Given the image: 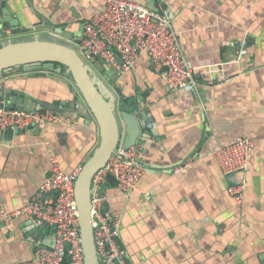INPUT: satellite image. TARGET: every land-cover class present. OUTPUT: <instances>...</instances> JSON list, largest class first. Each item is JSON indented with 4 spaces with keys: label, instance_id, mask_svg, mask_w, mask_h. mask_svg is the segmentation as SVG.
<instances>
[{
    "label": "crops",
    "instance_id": "crops-1",
    "mask_svg": "<svg viewBox=\"0 0 264 264\" xmlns=\"http://www.w3.org/2000/svg\"><path fill=\"white\" fill-rule=\"evenodd\" d=\"M131 1L147 7L151 2ZM105 2L0 0V15L6 7L19 21L16 29L3 25L0 46L35 35L73 44L80 25ZM154 3L171 20L186 59L197 69L198 86L169 91L147 54L129 69L104 74L123 105L137 110L144 128L138 142L145 171L137 190L124 197L117 183L103 182L106 209L120 218L118 244L128 264H264V0ZM98 63L87 64L105 73L109 67ZM64 71L51 77L14 70L2 74L0 84L41 103L71 100L77 89ZM65 111L73 113V123L31 126L0 138V204L8 210L30 200L50 174L52 156L70 172L98 146L93 116L88 121ZM240 136H249L254 146L246 190L236 202L212 150ZM51 235L27 216L0 225V264L33 260L37 242Z\"/></svg>",
    "mask_w": 264,
    "mask_h": 264
},
{
    "label": "built area",
    "instance_id": "built-area-1",
    "mask_svg": "<svg viewBox=\"0 0 264 264\" xmlns=\"http://www.w3.org/2000/svg\"><path fill=\"white\" fill-rule=\"evenodd\" d=\"M78 53L91 61L100 60L107 67L123 71L129 69L141 54H147L153 68L161 71L165 85L172 92L196 90L197 69L186 59L177 32L168 16L130 0H106L103 7L93 11L84 21L80 36L74 42ZM81 55V54H80ZM74 115L52 109L25 110L0 107V132L9 129L43 127L48 124H71ZM253 140L240 136L217 145L212 154L221 172L235 175L227 187L228 194L241 202L246 190L245 172L253 150ZM142 145L124 149L117 145L105 165L92 176L90 185V213L95 250L100 264H128L117 237L120 218L104 207L105 197L100 193L108 175H112L124 197L137 190L145 169L140 162ZM81 166L64 171L57 158L51 157V172L37 187L30 200L15 210L0 204V225L13 218L27 216L35 227H53L52 245L37 242L35 258L12 261L8 264H84L78 209L74 182Z\"/></svg>",
    "mask_w": 264,
    "mask_h": 264
},
{
    "label": "water",
    "instance_id": "water-1",
    "mask_svg": "<svg viewBox=\"0 0 264 264\" xmlns=\"http://www.w3.org/2000/svg\"><path fill=\"white\" fill-rule=\"evenodd\" d=\"M149 3V8L154 7L162 13L161 8L157 3H154V0ZM162 7L165 6L162 5ZM18 23V19L13 17L6 7H3L2 15H0V30L4 24L16 29L19 27ZM82 29L83 23L79 27L77 36L81 34ZM61 32L64 31L61 30ZM55 64H57L58 72L64 67L63 70L70 74L77 89L73 92V99L41 103L0 84V107L30 111L41 109L67 110L79 114L88 121L91 116L96 120L100 134L99 144L92 155L82 164L74 182V193L78 209L79 235L84 264H100L96 255L91 225V179L93 174L105 165L117 145L121 144L122 122L125 124L123 125V127L125 126V137L122 143L124 149L138 143L140 131L144 128L138 122V115H135L137 110H130L128 106H124L125 100H120L119 96L106 84L109 81L104 74H111L114 69H106L105 73L101 70L95 71L83 61L81 55L72 45L55 40L40 39L38 35H35L29 40H9L0 46L1 75L14 70H28L30 76L53 77L49 72L54 69ZM33 70L39 71L32 72ZM142 120L145 123L151 122V118L145 115H142ZM24 130L11 128L7 132H0V138L8 139L11 133L16 134ZM228 177L231 182L234 181L233 175ZM107 178L111 182L117 183L112 175H108ZM103 189L104 185L102 184L101 194H103ZM104 207L106 208L107 205L105 204ZM48 230L54 232L53 227H48ZM45 244L51 246L52 242L49 240Z\"/></svg>",
    "mask_w": 264,
    "mask_h": 264
},
{
    "label": "rangeland",
    "instance_id": "rangeland-1",
    "mask_svg": "<svg viewBox=\"0 0 264 264\" xmlns=\"http://www.w3.org/2000/svg\"><path fill=\"white\" fill-rule=\"evenodd\" d=\"M131 1V0H130ZM133 2H135V1H133ZM149 8V7H148ZM149 9H153L154 10V7L153 8H149ZM157 10V9H156ZM157 11H159V10H157ZM165 15V14H164ZM83 24H84V22H83ZM80 36V35H79ZM79 36H77L76 37V39L79 37ZM75 39V40H76ZM75 42V41H74ZM62 43V42H61ZM70 45H72L73 47H75V49L78 51V48H77V46H75V44L73 43V44H70ZM79 54H81V58L83 59V61L85 62V63H91L92 65H98L99 63H98V60H94V61H90V60H88V59H86L85 58V55L84 54H82V53H80L79 52ZM54 68H56L55 66H54ZM114 69V68H112V67H109L108 69ZM35 71H39V70H33L32 72H35ZM57 72V71H56ZM55 71H54V69L52 70V71H50L49 72V74H54V73H56ZM61 72V71H60ZM65 72V71H64ZM58 73V72H57ZM67 73V72H66ZM60 74H62V73H60ZM67 74H69V73H67ZM1 75V74H0ZM70 75V74H69ZM54 76V75H53ZM70 78H71V76H69ZM63 112H66V111H63ZM68 113H70V112H68ZM73 114V113H72ZM137 144V143H136ZM136 144H134V145H136ZM134 145H132V146H134ZM132 146H130V147H132ZM129 147V148H130ZM140 157H141V153H140ZM79 166H82V165H79ZM79 166H77V167H79ZM76 168V167H75ZM246 173V172H245ZM126 261V260H125ZM127 262V261H126Z\"/></svg>",
    "mask_w": 264,
    "mask_h": 264
},
{
    "label": "trees",
    "instance_id": "trees-1",
    "mask_svg": "<svg viewBox=\"0 0 264 264\" xmlns=\"http://www.w3.org/2000/svg\"><path fill=\"white\" fill-rule=\"evenodd\" d=\"M55 67H57V64H55ZM64 69V67L61 69V70H63ZM69 260V258L66 256L65 257V260H64V264H67V261Z\"/></svg>",
    "mask_w": 264,
    "mask_h": 264
},
{
    "label": "bare ground",
    "instance_id": "bare-ground-1",
    "mask_svg": "<svg viewBox=\"0 0 264 264\" xmlns=\"http://www.w3.org/2000/svg\"><path fill=\"white\" fill-rule=\"evenodd\" d=\"M90 195H91V192H90ZM91 225H92V223H91ZM93 239H94V237H93ZM80 241H81V239H80ZM95 244V243H94ZM81 247H82V245H81Z\"/></svg>",
    "mask_w": 264,
    "mask_h": 264
}]
</instances>
